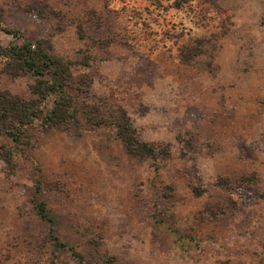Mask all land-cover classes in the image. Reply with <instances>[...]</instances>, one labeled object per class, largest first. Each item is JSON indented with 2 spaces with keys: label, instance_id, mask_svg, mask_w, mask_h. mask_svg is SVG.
<instances>
[{
  "label": "rangeland",
  "instance_id": "obj_1",
  "mask_svg": "<svg viewBox=\"0 0 264 264\" xmlns=\"http://www.w3.org/2000/svg\"><path fill=\"white\" fill-rule=\"evenodd\" d=\"M35 1L60 16L0 0L19 33L0 30V48L49 41L87 77L72 85L79 103L124 109L168 154L133 158L82 122L34 127L12 166L0 161V264H264V0ZM196 41L200 57L181 65ZM7 63L0 88L28 99L32 80Z\"/></svg>",
  "mask_w": 264,
  "mask_h": 264
},
{
  "label": "trees",
  "instance_id": "obj_2",
  "mask_svg": "<svg viewBox=\"0 0 264 264\" xmlns=\"http://www.w3.org/2000/svg\"><path fill=\"white\" fill-rule=\"evenodd\" d=\"M43 5L39 9L35 5ZM29 12L35 13L38 19L47 20L60 16L47 2L37 3L29 7ZM95 12H91L94 15ZM79 39L84 40L82 29L77 24ZM0 30L5 34L18 38L19 33L3 26V16L0 11ZM194 49L189 52V45L179 49L181 65L194 64L201 55V43L195 42ZM0 58L7 60L4 73L11 78L29 77L28 99L10 93L0 88V161L12 166L18 155V148L29 136L34 127L44 130L56 129L69 131L77 123H83L90 129H110L115 138L121 142L127 155L143 160H155L164 156L167 150L155 143L143 142L140 132L136 129L127 112L119 107L103 109L100 106L81 104L77 101L72 85L86 80L85 73L75 75V63L53 54L52 45L47 40L22 39L20 45L12 44L9 48H0ZM89 67L85 62L80 63ZM155 172L158 167L153 165ZM40 192V182L37 181L36 195ZM32 205L39 218L48 223L50 232H54L55 221L46 210L45 203L32 199ZM53 240L58 243L57 238Z\"/></svg>",
  "mask_w": 264,
  "mask_h": 264
}]
</instances>
